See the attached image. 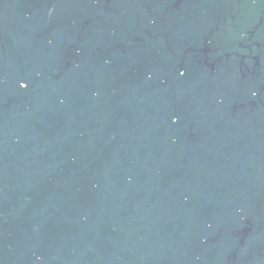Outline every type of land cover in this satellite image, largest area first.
Segmentation results:
<instances>
[{
  "label": "water",
  "instance_id": "obj_1",
  "mask_svg": "<svg viewBox=\"0 0 264 264\" xmlns=\"http://www.w3.org/2000/svg\"><path fill=\"white\" fill-rule=\"evenodd\" d=\"M0 264H264V0H0Z\"/></svg>",
  "mask_w": 264,
  "mask_h": 264
},
{
  "label": "clouds",
  "instance_id": "obj_2",
  "mask_svg": "<svg viewBox=\"0 0 264 264\" xmlns=\"http://www.w3.org/2000/svg\"><path fill=\"white\" fill-rule=\"evenodd\" d=\"M181 75H183V72H181ZM25 87H26V85L22 83L21 88H25ZM173 122L175 123V120Z\"/></svg>",
  "mask_w": 264,
  "mask_h": 264
}]
</instances>
